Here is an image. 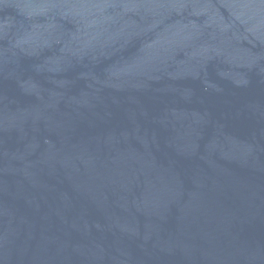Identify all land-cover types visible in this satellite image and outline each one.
I'll use <instances>...</instances> for the list:
<instances>
[{
  "label": "water",
  "instance_id": "95a60500",
  "mask_svg": "<svg viewBox=\"0 0 264 264\" xmlns=\"http://www.w3.org/2000/svg\"><path fill=\"white\" fill-rule=\"evenodd\" d=\"M0 264H264V0H0Z\"/></svg>",
  "mask_w": 264,
  "mask_h": 264
}]
</instances>
